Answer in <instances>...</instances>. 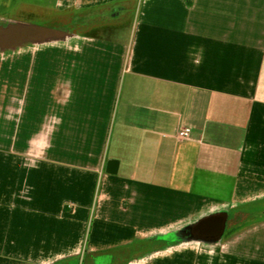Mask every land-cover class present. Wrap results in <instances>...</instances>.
<instances>
[{
    "label": "crops",
    "instance_id": "1",
    "mask_svg": "<svg viewBox=\"0 0 264 264\" xmlns=\"http://www.w3.org/2000/svg\"><path fill=\"white\" fill-rule=\"evenodd\" d=\"M131 9L58 43L48 88L0 70V264H264V0Z\"/></svg>",
    "mask_w": 264,
    "mask_h": 264
},
{
    "label": "rangeland",
    "instance_id": "2",
    "mask_svg": "<svg viewBox=\"0 0 264 264\" xmlns=\"http://www.w3.org/2000/svg\"><path fill=\"white\" fill-rule=\"evenodd\" d=\"M123 1H127L126 3L130 6L133 3V0H0V20L5 24L8 23V20H11L12 22L63 31L71 28L70 24L67 26L65 22H70L73 16L84 15L85 11L90 10L92 6L109 7L117 3L121 4ZM132 14V9H130L126 16L120 18L122 22H117V16H112L108 21L99 19L93 22L91 24L93 26L90 28L84 25L87 28L82 30L85 34H93L99 31L98 33L106 37L113 36L114 34H119L115 28H118V26L123 27V24L130 21ZM96 25H99V27ZM110 28L114 29L110 31ZM123 29L125 28L123 27ZM75 43L76 40L73 39L66 45L63 43L44 45L37 48L26 46L14 52L0 54V70H31V77L35 74V70H44V72H47L46 83L48 88V84L54 81V79L50 80L49 74L51 72L54 73V70H57L56 68L61 62V54L59 52L66 47L70 48ZM53 83L48 90L47 98L50 100L53 99V95L51 96L54 88ZM44 87L46 88V85ZM34 97L35 93L31 99Z\"/></svg>",
    "mask_w": 264,
    "mask_h": 264
},
{
    "label": "water",
    "instance_id": "3",
    "mask_svg": "<svg viewBox=\"0 0 264 264\" xmlns=\"http://www.w3.org/2000/svg\"><path fill=\"white\" fill-rule=\"evenodd\" d=\"M66 31L46 28L37 25L11 22L0 25V54L14 52L26 46L40 47L57 45L66 39L72 38ZM119 163L111 160L107 163L106 172L117 175ZM228 223L226 214L212 216L200 220L186 229V241L217 243L224 237Z\"/></svg>",
    "mask_w": 264,
    "mask_h": 264
},
{
    "label": "flooded vegetation",
    "instance_id": "4",
    "mask_svg": "<svg viewBox=\"0 0 264 264\" xmlns=\"http://www.w3.org/2000/svg\"><path fill=\"white\" fill-rule=\"evenodd\" d=\"M126 2L127 1H123L121 4L117 3L113 6L98 8V10L90 9L85 11L86 13L82 16H73L70 22H65L67 26L70 24L71 28L63 31L71 34H78L83 28L91 26L93 22L99 19H106L108 21L112 16H117L116 21L118 22L120 18L126 16L131 9V6ZM84 25H87V27H84ZM231 221L233 222L234 218H232Z\"/></svg>",
    "mask_w": 264,
    "mask_h": 264
},
{
    "label": "built area",
    "instance_id": "5",
    "mask_svg": "<svg viewBox=\"0 0 264 264\" xmlns=\"http://www.w3.org/2000/svg\"><path fill=\"white\" fill-rule=\"evenodd\" d=\"M192 137V130L190 128H183L178 132V139L182 141H189Z\"/></svg>",
    "mask_w": 264,
    "mask_h": 264
},
{
    "label": "trees",
    "instance_id": "6",
    "mask_svg": "<svg viewBox=\"0 0 264 264\" xmlns=\"http://www.w3.org/2000/svg\"><path fill=\"white\" fill-rule=\"evenodd\" d=\"M12 21L11 20H8V23H11ZM3 24V21L2 20H0V25H2Z\"/></svg>",
    "mask_w": 264,
    "mask_h": 264
}]
</instances>
